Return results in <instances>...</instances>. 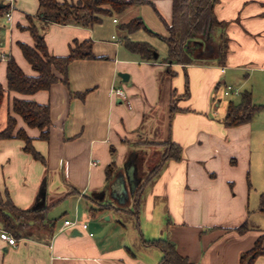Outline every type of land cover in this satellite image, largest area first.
<instances>
[{
	"label": "crops",
	"instance_id": "0c3cea01",
	"mask_svg": "<svg viewBox=\"0 0 264 264\" xmlns=\"http://www.w3.org/2000/svg\"><path fill=\"white\" fill-rule=\"evenodd\" d=\"M24 1L28 6L20 3L12 20L6 19L7 39L0 40V130L7 115L14 116L15 130L22 128L33 138L32 145L46 164L24 152L22 140H1L0 192H6L16 207L28 209L44 184L47 216L55 221L52 227H34L28 236L16 238L15 246L0 239V264H159L162 252L142 241L151 238L171 240L179 255L193 264H239L240 255L259 237L264 247V213L259 210L264 135L254 129L252 118L226 126L227 105L238 103L240 96L236 101L221 98L236 91L222 81L228 74L246 84L251 73H264V0H218L214 13L226 23L228 37L224 64H217L213 47L207 44L203 49L210 46L211 55L206 60L170 65L173 76L167 74L165 56L160 59L158 52L156 60L146 61L127 51L121 40H135V32L118 29L119 24L140 18L148 30L165 36L162 19L170 23L172 0H147L153 7L136 5L119 15L103 16L93 27L46 23L38 15V1ZM31 26L43 36L50 55L67 56L75 42L90 40L94 58L69 62L67 84L54 67L57 81L50 89L29 95L9 92V58L25 75L37 76L18 45L34 46ZM114 87L126 91L129 105L112 94ZM228 89L231 92L225 94ZM13 98L49 106L47 141L14 115ZM172 101L177 110L170 118ZM166 142L180 146V159L165 162L137 198L133 193L127 205L117 206L109 187L115 173L123 172L130 159L142 184L163 152L160 143ZM150 149L153 159L144 168ZM110 164L115 172L109 179ZM129 210L142 216L141 230L135 224L127 227L116 214L133 216ZM66 221L76 225L65 227ZM242 224L246 229L240 232ZM252 264H264V255Z\"/></svg>",
	"mask_w": 264,
	"mask_h": 264
},
{
	"label": "trees",
	"instance_id": "16d2710c",
	"mask_svg": "<svg viewBox=\"0 0 264 264\" xmlns=\"http://www.w3.org/2000/svg\"><path fill=\"white\" fill-rule=\"evenodd\" d=\"M38 15L46 23H57L61 25L74 24L82 27H93L101 22L103 16H115L123 13L130 7L142 4L153 5L147 0H78L76 3L58 0H37ZM218 0H172V17L170 23H165L162 19L166 35L162 36L151 32L144 25L140 18H133L126 23L118 25V29L132 34L139 30H145L166 44V55L162 62L168 66L167 74L173 76L170 65H190L196 61L206 60L202 54L204 46L207 44L213 47V57L218 65H223L228 50V37L225 34L226 23L220 21L215 13L214 6ZM5 9V6H4ZM156 12V10H155ZM157 13V12H156ZM159 16V14L157 13ZM34 39V46L18 43L19 48L31 65L37 76L25 75L13 58H9L6 65L7 71V90L24 95L33 94L40 90H48L57 81L53 73V68H59L63 75V82L67 84L66 67L74 59L94 58L91 51V41L85 40L81 43H74L67 56L56 57L48 53L43 36L34 26L28 28ZM219 36L216 38V34ZM124 48L132 54H136L140 59L154 61V53L157 50L146 41H136L124 37L122 40ZM3 89L0 86V102L2 100ZM188 94L187 76L185 77V95ZM240 100L234 104L229 102L227 105L226 116L223 120L226 126H237L249 121L252 116L262 107L253 103L250 90H243L239 94ZM11 110L14 115L21 117L29 128L39 130V139L47 141L51 127L50 111L47 104H39L32 100L13 98ZM173 104L170 105V118L176 111ZM16 128V119L12 115H7L6 125L0 130V141L5 139H20L24 142L23 151L28 153L34 160L46 164L45 158L32 145L33 138L26 132ZM150 145V144H149ZM163 152L152 164L143 176L144 181L134 191V197L138 194L146 182L153 179L159 173L165 162L169 160H179L181 148L179 145L166 142L160 143ZM153 159V158H152ZM113 164L108 165L106 174L109 179L114 173ZM135 202V201H134ZM137 202V201H136ZM109 207V206H103ZM137 209V206L135 207ZM49 207L43 206L37 209H21L16 207L8 194L0 192V228L10 233L15 238L28 236L34 227L42 229L45 226L52 227L55 220L47 216ZM124 210L123 208H114ZM135 209V210H136ZM259 210L264 213V192L260 195ZM131 214L136 215L132 210ZM246 229L242 224L237 228L238 231ZM263 237H259L253 247L240 255L239 264H252L254 260L264 255L262 246ZM142 241L149 246L155 247L162 252L159 264H193L187 258L182 257L176 250V245L169 239H152Z\"/></svg>",
	"mask_w": 264,
	"mask_h": 264
},
{
	"label": "rangeland",
	"instance_id": "374dc122",
	"mask_svg": "<svg viewBox=\"0 0 264 264\" xmlns=\"http://www.w3.org/2000/svg\"><path fill=\"white\" fill-rule=\"evenodd\" d=\"M22 2L28 6V3H25L24 0H15L16 7H18V5ZM3 3H4L3 0H0V40L4 42L6 41L7 35H8V31H7L8 25L5 23L6 17H5V13L3 12L4 8L1 7V4ZM133 38L135 40L149 41L157 50L160 59L166 55V44L162 40H160L158 37L149 36L146 32H143V31H137L133 35ZM222 81L225 82L227 85H231V87L233 88L232 89L233 92H234V89H236V91L229 96H226V97L221 96L223 101L224 100L236 101L239 96V93L243 90H250L252 92L253 103L257 106L262 105V107L252 116V122L254 124V129L257 131V133H262L264 135V73H261V72L251 73L250 79L246 82V84H241L237 80L234 73L228 74L225 77V79H223ZM152 152H153V149H150V151L147 154L148 161L147 163H145L144 168H146L148 165H151L150 161L152 159V154H151ZM139 171H140V174L143 175V171L145 170H142V168L140 167ZM128 208L133 209V207H128ZM58 210L59 209L53 211L52 214L55 215L58 212ZM116 214L117 216H120V217L122 216L125 222V225L127 227L129 225L135 224L137 229H140V230L142 229L141 227L142 216L141 215L139 216L138 213L132 216L129 214L126 215L125 213L116 211ZM57 215H59V213ZM146 235L148 236L149 232H147ZM151 239H158V238H151ZM128 241H132V239L128 237Z\"/></svg>",
	"mask_w": 264,
	"mask_h": 264
},
{
	"label": "water",
	"instance_id": "95a60500",
	"mask_svg": "<svg viewBox=\"0 0 264 264\" xmlns=\"http://www.w3.org/2000/svg\"><path fill=\"white\" fill-rule=\"evenodd\" d=\"M2 6V4H1ZM211 47L205 48L202 51V54L205 58L209 57L211 55ZM157 57V53H154V58ZM119 75L124 78L126 77L125 74L119 73ZM124 171H117L113 177V180L110 184V190L111 195L113 198V202L117 206H125L128 204L130 196L133 195L134 191L138 187L140 183V175L136 174L135 167L131 163V160L129 159L128 162L124 164ZM125 174V178H124ZM142 177V176H141ZM45 185L43 184L41 186V189L39 191L36 203L32 206L31 209H37L41 208L45 205Z\"/></svg>",
	"mask_w": 264,
	"mask_h": 264
},
{
	"label": "built area",
	"instance_id": "2783aa9c",
	"mask_svg": "<svg viewBox=\"0 0 264 264\" xmlns=\"http://www.w3.org/2000/svg\"><path fill=\"white\" fill-rule=\"evenodd\" d=\"M4 6H5V17L8 21L12 20L13 12L16 10L15 0H3ZM231 91L229 89L225 91V94H229ZM112 94H114L121 102L129 105V100L126 94V91L120 87H114L112 88ZM76 225L75 221H66L64 223L65 227H73ZM83 227L85 228L86 225L83 224ZM0 239L5 241L7 244L11 246L16 245V238L12 236L10 233L1 230L0 231Z\"/></svg>",
	"mask_w": 264,
	"mask_h": 264
}]
</instances>
